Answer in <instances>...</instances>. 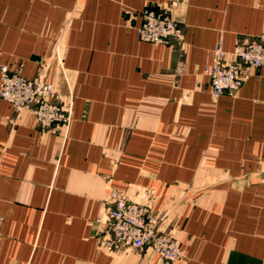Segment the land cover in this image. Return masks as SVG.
Returning a JSON list of instances; mask_svg holds the SVG:
<instances>
[{"label":"crops","instance_id":"crops-1","mask_svg":"<svg viewBox=\"0 0 264 264\" xmlns=\"http://www.w3.org/2000/svg\"><path fill=\"white\" fill-rule=\"evenodd\" d=\"M148 5L170 43L139 39ZM262 37L264 0H0V66L71 115L44 129L0 97V264H167L104 245L110 190L151 203L178 264H264V67L217 98L205 72Z\"/></svg>","mask_w":264,"mask_h":264},{"label":"built area","instance_id":"built-area-1","mask_svg":"<svg viewBox=\"0 0 264 264\" xmlns=\"http://www.w3.org/2000/svg\"><path fill=\"white\" fill-rule=\"evenodd\" d=\"M137 15L140 17L137 34L142 41L168 44L180 35V26L172 15L171 6L155 8L148 5ZM230 54L234 58L232 61L226 59L227 52L219 44L213 62L205 68L214 98L236 92L252 70L264 67V37L237 44ZM0 71V97L10 102L17 112L29 111L44 129L70 120L69 109L55 100L53 85L44 73L29 79L22 74L21 67L9 70L3 65ZM106 201L105 246L116 250L152 248L167 264H178L183 260V245L169 232L160 229L161 217L150 202H137L120 190H110Z\"/></svg>","mask_w":264,"mask_h":264}]
</instances>
